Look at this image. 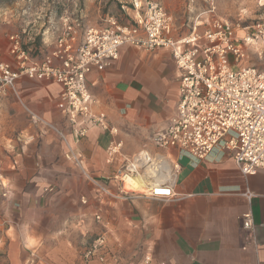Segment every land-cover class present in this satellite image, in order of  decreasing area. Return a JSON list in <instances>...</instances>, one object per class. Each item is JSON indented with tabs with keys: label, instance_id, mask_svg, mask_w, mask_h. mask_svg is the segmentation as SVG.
<instances>
[{
	"label": "crops",
	"instance_id": "1",
	"mask_svg": "<svg viewBox=\"0 0 264 264\" xmlns=\"http://www.w3.org/2000/svg\"><path fill=\"white\" fill-rule=\"evenodd\" d=\"M116 1L121 18L105 16L97 27L132 19L121 9L129 0ZM154 1L171 16L175 37L206 19L199 5L206 0ZM7 36L0 31V63L11 60ZM56 36L44 32V53ZM86 84L94 113L115 134L88 126L76 135L57 108L55 82L21 77L15 92L0 95V264H264V171L243 176L220 150L204 161L170 151L180 168L169 199L124 197L115 188L109 197L91 182H104L141 150L158 151L150 135L167 125L178 99L171 54L122 46L115 61L91 69ZM116 143L118 152H110ZM247 213L251 230L243 228ZM101 234L105 262L84 261Z\"/></svg>",
	"mask_w": 264,
	"mask_h": 264
},
{
	"label": "built area",
	"instance_id": "2",
	"mask_svg": "<svg viewBox=\"0 0 264 264\" xmlns=\"http://www.w3.org/2000/svg\"><path fill=\"white\" fill-rule=\"evenodd\" d=\"M121 9L133 13L128 23L108 18L104 26L85 29L80 41L77 26L64 20L52 51L38 60L23 48L21 34L11 35V60L0 63V95L8 89L15 92L21 77L55 82L61 87L57 108L68 118L76 135L84 136L88 126L115 134L105 116L93 111L96 101L87 88L86 75L93 68L101 70L115 61L122 46L147 52L164 49L171 54L176 68L178 99L167 125L150 135L158 151L141 150L125 159L104 182H91L109 197H115L110 192L115 188L124 197L173 198L180 165L171 157L172 150L197 161L220 150L232 158L243 176L264 171V66H239L245 57L243 45L252 41L251 37L263 38L264 25H257L251 36L239 37L238 25L215 19L207 28L206 24L201 30L194 26L189 34L175 37L172 18L158 2L129 0ZM119 146L116 143L109 151L117 153ZM1 178L0 172V186L5 188ZM80 201L86 204L84 198ZM252 225L251 214H244L243 228L251 230ZM108 253L106 238L101 234L85 251L83 260L104 263Z\"/></svg>",
	"mask_w": 264,
	"mask_h": 264
},
{
	"label": "rangeland",
	"instance_id": "3",
	"mask_svg": "<svg viewBox=\"0 0 264 264\" xmlns=\"http://www.w3.org/2000/svg\"><path fill=\"white\" fill-rule=\"evenodd\" d=\"M199 5L206 8V28L212 20L225 19L238 25L239 37H246L256 33L257 25H264V0H206ZM121 15L116 0H0V31L8 33V42L11 35L21 34L23 48L38 60L44 55V32L57 35L64 20L83 33L89 27L99 26L105 16H117L119 20ZM194 26L197 30L204 27ZM251 39L243 45L245 57L239 66L261 68L264 37Z\"/></svg>",
	"mask_w": 264,
	"mask_h": 264
},
{
	"label": "trees",
	"instance_id": "4",
	"mask_svg": "<svg viewBox=\"0 0 264 264\" xmlns=\"http://www.w3.org/2000/svg\"><path fill=\"white\" fill-rule=\"evenodd\" d=\"M117 7H118V9H119V4H117Z\"/></svg>",
	"mask_w": 264,
	"mask_h": 264
}]
</instances>
